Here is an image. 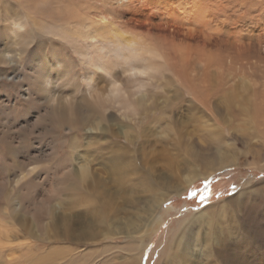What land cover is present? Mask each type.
Here are the masks:
<instances>
[{
	"label": "rangeland",
	"instance_id": "1",
	"mask_svg": "<svg viewBox=\"0 0 264 264\" xmlns=\"http://www.w3.org/2000/svg\"><path fill=\"white\" fill-rule=\"evenodd\" d=\"M69 1L82 13L86 9L91 19L104 18L111 26L153 43L167 67L154 64L158 71L165 70L147 81L142 78L146 85L138 89L137 97L143 108L137 112L127 114L113 105L99 112L84 83L86 69L92 66L91 60H84L80 43L30 25L22 30L26 43L14 56L15 62L0 63V102L6 105V120L10 119L6 127H12L0 135V264H165L156 249L178 238L183 229L200 239L194 252L196 264H264V0H204L213 7L208 15L211 24L205 25L208 30L197 25L194 31L168 9L180 8L176 0H165L163 6L159 0ZM20 3L0 0L1 49L8 41L2 24L13 11L24 14ZM84 48L93 59L102 55L90 44ZM115 65L114 69H120ZM40 73H48L52 83L46 85ZM105 82L96 80L100 88ZM125 87L132 89V85ZM28 88L35 93L32 103L24 96ZM42 115L52 119L47 129L43 121L36 127L33 124ZM96 122L99 127L94 132ZM104 125L116 127V135L101 134ZM96 142L99 147L84 149ZM113 142L124 149L130 146L125 157L133 171L127 181L132 178L138 183L137 174L146 173L150 192L127 191V202L118 197L110 182L112 164L100 159V149L107 152ZM72 143L77 149L70 152ZM205 162L210 163V170L205 175L200 172L182 189L177 176H170L174 171L190 175L191 169ZM80 164L117 195L103 203L97 219L78 212L84 205L82 188L75 191L62 185L55 194L44 192L50 177L54 179L53 171L69 170L74 177L70 168ZM32 168L34 174L24 176ZM17 175L23 178L15 185ZM20 190H32L38 199L45 196L40 202H44L43 210L30 211ZM151 193L162 199L145 233L87 241L90 233L104 234L107 228L116 232L120 227L142 225L150 215L141 208L148 206ZM122 203L126 206L120 211ZM206 208L214 216L213 230L235 250L204 255L211 226L191 220ZM184 217L189 220L178 228ZM67 220L73 227L70 241L59 239ZM55 231L59 236L55 237ZM136 239H144V248L132 259L119 248L102 251L104 245L120 246ZM188 240L192 238L183 243ZM58 249L64 252L56 254ZM195 259L186 264H194Z\"/></svg>",
	"mask_w": 264,
	"mask_h": 264
},
{
	"label": "bare ground",
	"instance_id": "2",
	"mask_svg": "<svg viewBox=\"0 0 264 264\" xmlns=\"http://www.w3.org/2000/svg\"><path fill=\"white\" fill-rule=\"evenodd\" d=\"M184 1L185 0H183V1L182 0H176V3L178 4V6L182 10H180V8H177L179 10L172 8L173 9L172 10L170 7H168L169 5L166 7H168V9H170L171 11H174V13H176L177 16H179L181 18V20H183V22L186 24L188 29H190L192 31H194L196 29L197 25H204L205 26L206 24H208V25L211 24L209 21L208 15L211 13V9L213 7L212 8L209 7V5L204 0H193V2L191 0H190L191 2L188 0H186L187 2H184ZM169 2H170V0L168 1V3ZM211 2H209V3L211 4ZM164 3H165V0H159L160 5L163 6ZM20 4L24 9V14L22 11L17 12V14L13 13L14 12L13 11L9 15L8 21L6 23L2 24L1 31L5 29L4 31H6V35L8 36L6 38L8 41H6L4 43V44H6V45H4V48L3 47H2V49L0 48V50H1V52H0V63L4 64V63H8L9 61H12V60H14L12 63L15 62L16 55L19 53V51L22 48H24L23 46L26 43L25 39L22 38V36H23L22 30H24L27 25H30V26L42 29L45 32L59 35V36L65 38V40L67 39V40L71 41L72 43H75V44L80 43L79 46L83 47V50L82 49L81 50L83 53L82 56H83L84 60L85 59L91 60L90 64L92 66L91 69H89V68L86 69L84 83L86 85V90L88 92L89 97L92 99L94 106L96 105L97 108H99L98 109L99 112H101L102 110H105L106 107L112 106V105L115 108L118 107L120 110H123V112L127 113V114L137 112L138 108H140V107L143 108L142 103L138 102V100H139L137 97L138 89L144 88V86L146 85V84L144 85V83L147 80L155 77L158 74V72L161 73L167 67V65H166L167 63L164 59L163 54L158 51V49L154 46L153 43H151L149 41L148 42L145 41L144 39L141 38V36H138V35L132 34V33H125L124 31L119 30L115 26H111L108 22H106L104 20L103 17H101L103 19H99V20L91 19L88 16V14L85 13V11H87L86 9L84 10V13H82V11L81 10L79 11L78 8L77 9L74 8V6L70 3L69 0H21ZM263 4H264V1H263ZM212 6H214L213 3H212ZM166 7H165V9H166ZM176 14H172V15H176ZM215 14H217V13H215ZM0 16H1V14H0ZM0 18H2V16ZM219 19H217V20H219ZM0 21H1V19H0ZM89 21H90V23H89ZM206 27L207 26H205V28ZM206 30H208V29L206 28ZM0 34H2V32H0ZM27 37H26V39H27ZM21 38H22V40H21ZM69 41H67V42H69ZM86 44H90L91 46L95 47L97 53L102 51V55L97 54L99 56L98 59H93L91 56L87 55V53H91V52L87 51V48H84V46ZM176 52H178V55L180 54V56L182 58H184L182 51L177 50ZM183 62H185V60ZM87 64H88V66H90L89 63H87ZM115 64L116 65L118 64L120 69H117L118 67L116 69H114L113 65H115ZM154 64H158V67L164 66L165 68L161 67L164 69H159L160 71H158V68L156 69ZM27 67H30V66L27 65ZM112 67H113V69H112ZM34 69H38V68H34ZM114 71H116V72L114 73ZM203 72H205V69ZM40 74H42V73H40ZM35 76L36 75H34V77ZM47 76H48V73L41 75V79L43 80L44 83L46 82V85L52 83V82L50 83L51 80ZM49 76H51V75H49ZM98 78H103L106 81L104 86L101 88L99 86H97V83H96V80ZM142 78H144L146 81ZM219 78H220V76H219ZM217 80H219V79H217ZM142 81H144V82H142ZM204 81H206V79ZM47 82H49V83H47ZM198 82H199V80H198ZM126 85H132V89L126 90V87H125ZM33 91L34 90H31L28 88V89H26V94H24V96L26 95L28 101L31 103L35 99V97H34L35 93H33ZM48 93L52 94L53 92L52 93L48 92ZM48 97H50V96H48ZM52 97L54 98L55 96H52ZM49 101H52V100H49ZM53 101H54V99H53ZM60 104H61V102H60ZM5 106L6 105H3L0 102V135H1V131L3 132V130H5V128L11 127V125L9 127H6L7 122L10 123V119L8 121L6 120V118H8V115H6V113H8V112H6L7 109ZM61 108H64V107H61ZM67 108L68 107L64 108L63 110H65ZM258 108H259V106H258ZM257 113H256V115H257ZM42 116H39V117L37 116L36 119H34V121H33L34 123L32 121L31 122L33 124H35L34 126L36 127L39 124H41L43 121L44 123H42L41 125L43 128L47 129V128H49V127H47L48 122L51 125L52 119L50 117V120H49L47 117H44V116L42 117ZM257 117H258V115H257ZM101 119H104V118H101ZM27 124H29V123H27ZM33 124H31V125H33ZM97 125H98V123L96 122V124H94L92 126V129L94 132L97 129V127H99ZM104 127H105V130H102L101 134L106 135L109 132L110 135H116V133H117L116 127H112V126L106 127L105 125H104ZM101 128H103V127H101ZM32 134H34V133H32ZM9 139H11V138H9ZM0 141H1V139H0ZM112 145H113V148L107 149V152L104 151V149H100V159L101 160L103 159L104 161L110 162L112 164L110 182L114 186L115 192L118 193V195H119L118 197L122 199V202H125V201L127 202V200H128V198L125 197V195L127 194V191L139 188L141 191L144 192V194L150 192L152 190V188L150 186H148V179H147L146 173H141V174L136 173L137 174L136 178L139 180L138 183H133L132 178L127 181V179L131 176V173L133 171V167L130 165L131 164L130 161L125 157L126 153L130 150V148H129L130 146H127L124 149V147L121 146L118 142H113ZM94 147H99L98 142L89 143V144L87 143L86 146L84 147V149L89 150V149H93ZM74 149H77V148H75V143H72L71 147H70V152H73ZM76 153H78V152H76ZM80 155H82V154H80ZM73 157L77 158L78 156H73ZM74 158H73V160H74ZM79 159H81V158H79ZM225 159H227V158H225ZM82 161H83V158L80 160V162H82ZM73 163H76V161ZM207 163L205 162V166L202 165L198 168H195V170L191 169L192 174H190V175L187 173L186 176H182V175L179 176L177 174L178 172L174 171V172H171L170 176H173V177L175 175L177 176V178L179 179V183H181L183 185V186L181 185V189H182L187 184H189L191 180H193L195 177H197V175L200 172H203V174L205 175V173H207L210 170L209 167H211V165L208 167V165L210 163L209 162H207ZM14 164H15V162H14ZM33 169L34 168L26 169L28 171H26V174L24 176H27V174H30V173L34 174L33 172L35 170L33 171ZM70 169H72L75 172L74 177L70 173L69 170H66L60 174L55 173V171H53V174H51V172H50L49 174H51L54 179H51V177H50V181L47 182L48 183L46 186L47 189L44 190L45 194L46 195H52V194L57 193V189H58L57 186H62V185H66V186L70 187V189L75 190V191L82 188L84 205H83V209L81 211H78V212L84 213L86 216H90L91 219H93V218L97 219V217L100 216L98 213H99L103 203L108 202L109 200L113 199V197H116L117 195L116 194L113 195V194L108 192V189L110 187H107L105 182L99 176L93 174V177H90L91 174L88 175L87 167L84 164H80L79 166H76V167H71ZM128 170H130V171H128ZM20 172H21V170H20ZM20 172H19V174H20ZM135 172H133V173H135ZM15 177L18 178V175ZM22 178H23V176L19 177L16 180L15 185L18 182H20ZM4 181H3V183H5ZM15 185H14V187H15ZM0 187H3V185ZM13 190H14V188H13ZM31 191L22 192V190H20L19 192H20V197L22 198L21 200H23V202L28 207H30V211H32V209H33L35 211V213H39L45 207L44 202L41 204H40V202L45 201L47 198H45V196H42L40 199H38L37 196L35 195V193H33L34 191L33 192H31ZM33 195H35V196L33 197ZM148 197L150 198L148 206H147V204H145L144 206H142L143 208H141V209L144 210L146 216L147 215H150V216L146 217V221L142 225H136L135 228H133V226L130 227V225H128L126 227H120L118 229L119 231H116V232H110L111 229L107 228V230H105L106 233H104V234L99 233V234L95 235V233H90L91 235L89 236L87 241H89V240H91V242L96 241L97 239L102 238V237H110L111 238V237L117 236V234H122V233L125 235H133V234L139 235V234L145 233V229H147L150 226V224H152V222H149V221L152 218L154 212L157 210L156 204H158L159 200L162 199V197L155 196V194H153V193H151V195H148ZM124 206H126V205H124L122 203V205L120 206V211L124 210ZM141 209H139V210H141ZM147 209H148V212H147ZM32 213H34V212H32ZM36 215L39 216V214H36ZM213 217L214 216H212V213L210 212V210L208 208H206L205 211H202L201 216H199L197 218H193L191 220L192 223L198 222L201 225L208 224L209 226H211V229H212L211 234H208V241L209 242L204 248V255L206 257H210L213 252H215V253H219L221 251H228L229 252V251L236 249L233 244L229 245L225 240H222L218 237L217 232H215V230H213V225L215 224ZM186 220H189L188 217H184L183 219H181L178 222V225H177L178 228L179 227L181 228L183 226V223ZM157 221H158V223H160V218H157ZM72 230H73V227L71 226L70 221L67 220L64 229L61 230V235L59 236L55 231V233H56L55 237L59 236V239H64L65 241H70V240H72V238L70 237L71 232H73ZM184 234H187V238L184 237ZM80 235H83V234H80ZM232 235H233V233H232ZM172 236H174V233ZM173 238L174 237H172V239ZM188 238H192V241L188 240V241L183 243V240L188 239ZM198 240H200L198 238V236H195V235L193 236L192 234L188 233V231H184V229H183V233L180 236H178V238L176 237L174 240H169L168 242H165L164 244L161 243L159 248L156 250L160 254L163 255V259L165 261V264H186L189 260H194L196 258V257H194V256H196V255H194V252L196 251L197 246L199 245ZM203 241H205V240L203 239ZM76 242L77 243L80 242V239H77ZM61 243H63V242H61ZM206 243H207V241H206ZM173 245H176V247L174 249H173ZM104 246H105V248H104ZM104 246H103V250H102L104 252H106L107 250H110L112 248H116V249L119 248L121 250L126 251L127 257L132 259L133 257L140 255L142 249L144 248V239L143 240L136 239V240H132V241L130 240L129 242L121 244L120 246H110V245H104ZM56 247H57V245H56ZM227 247L229 248V250H226ZM64 250H65V248H64ZM62 251L63 250L58 249L57 252L55 251V253L61 254ZM96 251H97V249H93V248L90 249L91 253H96ZM129 253H130V255H129ZM195 260L196 261L194 262V264L197 263V258ZM209 261H210V259H209Z\"/></svg>",
	"mask_w": 264,
	"mask_h": 264
}]
</instances>
